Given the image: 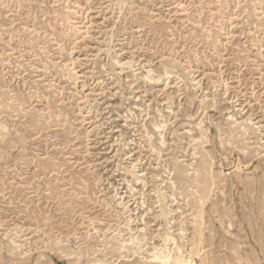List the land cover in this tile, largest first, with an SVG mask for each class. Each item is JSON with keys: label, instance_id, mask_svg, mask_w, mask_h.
Returning <instances> with one entry per match:
<instances>
[{"label": "rangeland", "instance_id": "1", "mask_svg": "<svg viewBox=\"0 0 264 264\" xmlns=\"http://www.w3.org/2000/svg\"><path fill=\"white\" fill-rule=\"evenodd\" d=\"M200 233L193 264H264V0H0V264Z\"/></svg>", "mask_w": 264, "mask_h": 264}, {"label": "bare ground", "instance_id": "2", "mask_svg": "<svg viewBox=\"0 0 264 264\" xmlns=\"http://www.w3.org/2000/svg\"><path fill=\"white\" fill-rule=\"evenodd\" d=\"M157 80H159V79H157ZM156 128L158 129V132L161 134L160 129L163 128V125L162 126H156ZM191 180L193 182H197V180H201V179H199V176H198L197 180H193V179H191ZM198 185L200 186V190L197 191V194L200 195L198 197V202H201V206H202L204 201L207 199V194H206L207 187H206V185L202 184V180L200 183H198ZM208 193H209V191H208ZM201 206L198 210L199 215L202 214ZM117 234H119V233H117ZM201 235L202 234L200 233L199 234L200 237H198L197 240L193 243L194 244L193 245L194 251L192 250L189 252V257L182 255L181 248L178 246V243L176 242L174 237L170 238L169 236H166L164 238V246L162 248H160L156 253L150 255V260L145 261V263H143V264H193L192 257L195 255H199V253L202 250L201 247L199 248V246L202 242ZM142 240H143V238H139V237H136V238L130 237L128 239L120 238L116 243V249L117 250H125L127 248L126 251H129V249L133 250L135 247H137L138 244L141 243ZM169 241L172 242L170 245L173 244V247H167L168 246L167 243H169ZM133 252L135 253L136 251L134 250ZM67 255H69V254H67ZM75 256H78V257H76L78 259L80 254L77 253V254H75ZM120 257H126V256L120 255ZM77 259H75V260H77ZM104 264H106V263H104Z\"/></svg>", "mask_w": 264, "mask_h": 264}]
</instances>
